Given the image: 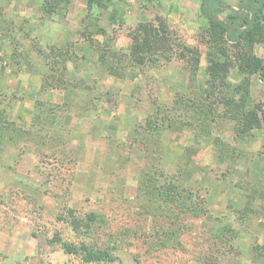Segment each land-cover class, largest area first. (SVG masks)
Returning <instances> with one entry per match:
<instances>
[{
	"label": "rangeland",
	"instance_id": "1",
	"mask_svg": "<svg viewBox=\"0 0 264 264\" xmlns=\"http://www.w3.org/2000/svg\"><path fill=\"white\" fill-rule=\"evenodd\" d=\"M199 2L0 0V264H264V41Z\"/></svg>",
	"mask_w": 264,
	"mask_h": 264
},
{
	"label": "trees",
	"instance_id": "2",
	"mask_svg": "<svg viewBox=\"0 0 264 264\" xmlns=\"http://www.w3.org/2000/svg\"><path fill=\"white\" fill-rule=\"evenodd\" d=\"M225 9L222 0H200L199 2L200 13L212 23L220 26L228 40L236 41L242 37H248L254 41H264L262 23L264 0H239L237 11L225 13ZM162 28L161 26L153 27L150 23L139 24L137 32L134 33L135 35L132 38L133 41L129 55L141 61L142 58H145V56L140 57L142 53L147 54V51L158 48L157 44L164 42L161 37H158V35H163L165 32V29ZM156 38L158 39L156 40ZM161 47H164L163 44ZM253 67L258 73V81L264 84V61L260 58H254ZM156 172V170L147 169V179L152 178V175H155ZM162 200L166 201L165 203L169 206L176 203V200L172 199V197ZM90 217L93 220L97 219V215L95 214H91ZM108 238H111V235ZM95 243H92V241L84 242L83 240L79 241V243L64 242L63 247L66 252L71 254L81 252V259L85 263H99L102 261L109 263L116 259L117 255H115L114 251L115 246L111 245L112 241L103 242L99 245ZM216 252L227 253L228 250L217 247L213 250V253Z\"/></svg>",
	"mask_w": 264,
	"mask_h": 264
}]
</instances>
